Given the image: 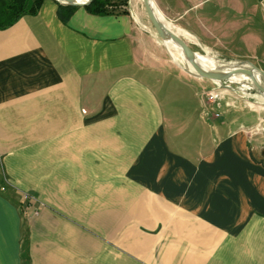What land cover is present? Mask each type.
<instances>
[{
    "label": "crops",
    "instance_id": "0c3cea01",
    "mask_svg": "<svg viewBox=\"0 0 264 264\" xmlns=\"http://www.w3.org/2000/svg\"><path fill=\"white\" fill-rule=\"evenodd\" d=\"M58 4L0 29V264H264V100L197 105L130 15Z\"/></svg>",
    "mask_w": 264,
    "mask_h": 264
},
{
    "label": "rangeland",
    "instance_id": "374dc122",
    "mask_svg": "<svg viewBox=\"0 0 264 264\" xmlns=\"http://www.w3.org/2000/svg\"><path fill=\"white\" fill-rule=\"evenodd\" d=\"M166 1L174 2V0ZM201 1L202 2L200 4L194 6L197 1L185 0V2L182 4V0H179V3L181 4H179L177 7H180L181 9L187 8L185 19L190 21V25L187 26L184 23H181V21L179 23H181L183 26H186L187 28H191L194 30V32L199 33L203 31L206 34L204 39L205 42L209 44H215L214 49L203 46L194 37V35L168 19V17L163 13L162 9L159 8L157 0H154L158 11L162 14V17L165 19L170 28H172L174 31L178 30L182 39L190 43L194 50L201 52L199 47L204 49L208 53L206 55L213 59L215 66L218 68H223L229 64H241V67L249 68V64H253L264 72V0ZM106 11L108 13L120 11L130 15L133 23L134 36L137 39V43L141 44L142 49L146 51L147 58L150 60L152 58H158V61L167 63V65L170 67L169 69L175 70V67L165 49L154 38L144 9L141 6H139V9L137 10V21L133 18L135 11L131 7L130 0L127 4L107 5ZM244 61L249 62L243 63ZM175 62L185 69H189V66L179 54L176 55ZM179 75L182 80L186 82L189 81L184 74L179 73ZM192 77L197 80H203V82H195L197 85H199V88L191 86L196 92L197 105H199L201 102L205 104H217L218 102H223L228 98L235 99L239 101V103L250 107L253 103L256 104V100L236 96L220 87L216 88V85L205 78H201L199 76ZM162 81L161 90L176 87L171 83L170 79L165 80L162 78ZM227 81L241 88L251 87L249 82L243 78H240L239 82L229 80ZM150 82L153 84L152 79ZM151 88L154 90L159 89L157 87H153V85H151ZM103 91L104 88H101L98 92V95L96 96L98 98L101 97ZM193 93L194 92L191 90V94ZM214 107L217 108L216 105H214ZM241 112H244L248 118H255V115L252 114L247 108L242 109ZM24 196H26V193L22 195L23 205L21 208V213L24 217H27L28 198H24ZM23 219L27 225V220L25 218Z\"/></svg>",
    "mask_w": 264,
    "mask_h": 264
},
{
    "label": "water",
    "instance_id": "95a60500",
    "mask_svg": "<svg viewBox=\"0 0 264 264\" xmlns=\"http://www.w3.org/2000/svg\"><path fill=\"white\" fill-rule=\"evenodd\" d=\"M54 1H56L61 5H74L76 7H86L95 0H54ZM142 5L146 17L148 19V23L152 30V34L154 35V38L165 49L173 65L176 67L178 71L188 76H200L202 78H206L207 80L211 81L214 85H216L217 88L219 87L223 88L236 96L250 98L251 100H264V86L263 87L251 86L247 88H241L228 82L222 71L217 66H215L208 58H206L205 55L208 53L204 49L197 46L201 51L198 52L193 49L190 43H188L184 39L175 36L171 31V29L166 25V21L162 17V14L158 11L154 0H142ZM169 41H171L173 45L179 49L182 57L195 60L199 63H205V66L209 70L207 72L201 69H194L193 71H191L177 64L175 60H173L170 52L167 50L165 46V42H169ZM246 62L249 61H244L243 63ZM262 151H264V146L262 147Z\"/></svg>",
    "mask_w": 264,
    "mask_h": 264
},
{
    "label": "trees",
    "instance_id": "16d2710c",
    "mask_svg": "<svg viewBox=\"0 0 264 264\" xmlns=\"http://www.w3.org/2000/svg\"><path fill=\"white\" fill-rule=\"evenodd\" d=\"M44 0H0V29L12 26L24 15L37 14ZM129 0H95L85 9L92 14H106L107 5L127 4ZM77 7L74 5H57V17L66 23Z\"/></svg>",
    "mask_w": 264,
    "mask_h": 264
},
{
    "label": "bare ground",
    "instance_id": "6f19581e",
    "mask_svg": "<svg viewBox=\"0 0 264 264\" xmlns=\"http://www.w3.org/2000/svg\"><path fill=\"white\" fill-rule=\"evenodd\" d=\"M130 2H131L132 9L135 11L134 17L138 18L137 17L138 16L137 10L139 9V6H141L143 8L142 0H130ZM166 25L170 28V26L167 23H166ZM170 29L175 36L182 39L178 30L174 31V30H172V28H170ZM165 46H166L167 50L170 52L173 60H176V55L179 54L181 56L179 49L176 46H174L171 41L165 42ZM205 56L215 65V62L213 61V59L211 57H209L208 55H205ZM182 59L189 66V69L191 71H193L194 69H201V70L207 72L209 70L205 66V63H199L195 60H192L189 58H184V57H182ZM240 65L241 64H236V65L229 64L228 66H225V67L219 68V69L225 75L226 80L239 82L240 78H243L249 82L250 86H256V87H263L264 86V72L261 69H259L258 67H256L253 64H249V68H244V67H241ZM238 77H240V78H238ZM251 107L259 108L261 106H260V104H254L253 103L251 105Z\"/></svg>",
    "mask_w": 264,
    "mask_h": 264
},
{
    "label": "built area",
    "instance_id": "2783aa9c",
    "mask_svg": "<svg viewBox=\"0 0 264 264\" xmlns=\"http://www.w3.org/2000/svg\"><path fill=\"white\" fill-rule=\"evenodd\" d=\"M26 197L28 198V195L27 194H26V196H24V198H26Z\"/></svg>",
    "mask_w": 264,
    "mask_h": 264
}]
</instances>
